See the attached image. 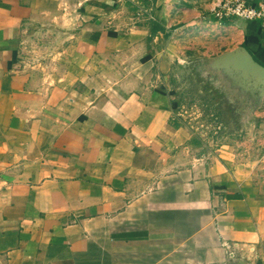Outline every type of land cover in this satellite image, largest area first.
<instances>
[{"label": "crops", "instance_id": "crops-1", "mask_svg": "<svg viewBox=\"0 0 264 264\" xmlns=\"http://www.w3.org/2000/svg\"><path fill=\"white\" fill-rule=\"evenodd\" d=\"M144 1L134 23L127 0H0V264H222L263 236L264 151L200 138L178 69L264 65V30Z\"/></svg>", "mask_w": 264, "mask_h": 264}, {"label": "water", "instance_id": "water-1", "mask_svg": "<svg viewBox=\"0 0 264 264\" xmlns=\"http://www.w3.org/2000/svg\"><path fill=\"white\" fill-rule=\"evenodd\" d=\"M186 70H190L199 79V90H212L224 97L228 96L229 101L249 90L252 99L250 106L239 118L240 130L257 122L255 112L264 104V65L257 61L245 46L239 45L211 57L198 56L183 60L178 74ZM230 258L232 257L227 259ZM239 259L247 262L241 257Z\"/></svg>", "mask_w": 264, "mask_h": 264}, {"label": "rangeland", "instance_id": "rangeland-1", "mask_svg": "<svg viewBox=\"0 0 264 264\" xmlns=\"http://www.w3.org/2000/svg\"><path fill=\"white\" fill-rule=\"evenodd\" d=\"M127 1H128V5H126V6L128 8L127 9L124 8L123 13H117V14H118V16L121 14H126L130 18L132 17L133 18L132 20L134 21V23H136L139 21V18H141V15L145 14V12L148 11L147 10L148 9L147 4L145 3L144 0H127ZM190 58H192V57H190ZM179 76L181 77L182 80L184 78L188 81H191L193 84H195V86L185 87L186 90L184 92H183V89L180 88V90L182 91L181 95H183V97L186 98V102L184 104L185 106L195 105V106L199 107V105H202V104L207 106V105L212 103V104H215V106H217V109H218L217 103L219 102L221 104V102H222L223 112L220 111L219 115H220L222 122L223 123L225 122L227 124L225 125L226 126V129H224L225 132L222 131V133L220 132V136L219 135L217 136L218 137L217 141H221L220 137L223 136L225 138H228V140L240 141L241 142L240 143L241 148H243L244 145L246 147L249 146L251 149L254 150L256 155H258L259 153L264 151V117L262 116V112H261L262 108L264 107V104H263L262 108H260L259 110H257L255 112V114L257 115V119H258L257 122L246 126L245 128L241 129L242 130L241 131L240 130V120H239L240 116L239 117L233 116L232 111L231 112L227 111L226 107L228 106V102H226L227 100L224 99V96L220 95L219 93H216V100L215 99L212 100L211 103L207 102L208 104L204 103L205 100H203V99H205V98H203V99L201 98V96L203 94L201 93V95L199 96L197 93L198 88L196 85L198 83H200L199 79L197 77H195L190 70H186L184 73L180 74ZM205 116L208 118L210 117L209 113H208V109H207V113L205 112ZM262 158H263V161H261V162H263V165H264V156H262L261 159ZM258 165H257V167H258ZM261 170L264 174V169L261 168ZM260 188L262 189L263 194H264V183L261 185ZM255 247H256L255 250L250 254V258L247 257L246 255L243 256L240 253H235L232 258L241 257V258H243V259H245L248 262H251L253 264H264V234L261 237L260 241L258 243H256ZM229 257L230 256H228V258Z\"/></svg>", "mask_w": 264, "mask_h": 264}, {"label": "built area", "instance_id": "built-area-1", "mask_svg": "<svg viewBox=\"0 0 264 264\" xmlns=\"http://www.w3.org/2000/svg\"><path fill=\"white\" fill-rule=\"evenodd\" d=\"M212 3L213 6L207 11L212 18L218 21L233 18L242 21H255L264 30V0L256 2L252 0H212ZM207 109L209 118L205 116ZM211 110L210 105L205 106L202 104L199 107L195 105H183L180 108L178 116L188 122L190 128L200 138L202 137L207 140H210V138L217 139V136H220V132L222 133L226 129V126L220 119L211 115ZM223 245L230 257H233L238 251L237 244L234 245V248L227 242Z\"/></svg>", "mask_w": 264, "mask_h": 264}, {"label": "flooded vegetation", "instance_id": "flooded-vegetation-1", "mask_svg": "<svg viewBox=\"0 0 264 264\" xmlns=\"http://www.w3.org/2000/svg\"><path fill=\"white\" fill-rule=\"evenodd\" d=\"M190 83L192 85L195 86V84H193L191 81ZM202 96L201 98H205L203 100H205L204 103H211L212 100H216V92H213L212 90H207V91H202ZM224 99H226L228 102V106L226 107L227 111L228 112H231L232 111V114L233 116H241L242 114L245 113V111L247 110V108L250 106V102H251V99H252V94L251 92L248 90V91H245V93L237 98H234L233 101H229V97L228 96H225ZM218 102V101H217ZM207 103V104H208ZM222 104V102H221ZM219 102L217 103L218 105V109H217V106H215V104L212 105L209 104L212 108L211 110V115L220 119V111L223 112L222 108H223V104L221 105ZM214 107V108H213ZM222 121V120H221ZM224 124L226 125L227 123L224 122ZM222 264H253L251 262H242L239 258L237 257H234V258H230V259H226Z\"/></svg>", "mask_w": 264, "mask_h": 264}]
</instances>
